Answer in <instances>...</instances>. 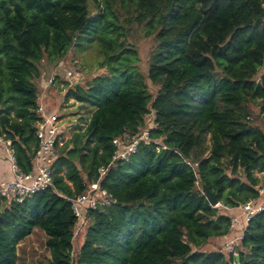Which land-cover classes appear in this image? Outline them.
<instances>
[{
  "label": "trees",
  "instance_id": "obj_1",
  "mask_svg": "<svg viewBox=\"0 0 264 264\" xmlns=\"http://www.w3.org/2000/svg\"><path fill=\"white\" fill-rule=\"evenodd\" d=\"M134 27L152 38L146 77L127 40ZM94 43L104 74L71 86L54 77L63 103L92 113L57 147L52 187L1 199L0 264H15L36 228L47 264H264V212L244 228L237 259L201 250L229 234L225 209L258 199L264 185V0H0V137L22 172L38 144L39 64ZM148 116L150 143L111 164L112 141ZM96 181L110 206L88 209L76 240L71 200Z\"/></svg>",
  "mask_w": 264,
  "mask_h": 264
},
{
  "label": "built area",
  "instance_id": "obj_2",
  "mask_svg": "<svg viewBox=\"0 0 264 264\" xmlns=\"http://www.w3.org/2000/svg\"><path fill=\"white\" fill-rule=\"evenodd\" d=\"M72 72H67L66 77H72ZM77 75V74H75ZM54 85V77L51 76L41 89L37 97L35 114L37 121L35 123V134L38 139L37 148L32 159V168L28 173H24L15 164L14 150L11 142L0 137V146L3 147L5 157L9 162L12 172V179L8 181L0 180V199L14 201L17 203L31 198L35 193L52 187V166L57 157V147L64 132L62 119L58 114L57 108L47 107L45 98L49 89ZM61 109V107H60ZM138 128L135 135H124L122 138H116L112 141L114 153L111 157V164L118 160H127L134 154L137 147L141 144H149L148 129ZM159 150V148H156ZM105 172L104 168L98 170L99 176L102 177ZM258 199H250L236 208L239 213L230 218V230L238 227L240 233L230 242L223 245V250L227 254L237 258L236 247L242 239V233L247 223L261 212H264V185L258 187ZM111 197L107 192L99 187L98 181L92 182L81 195L71 200V209L76 219L73 231V237L86 229L85 212L90 210L101 209L110 206ZM219 205V204H218ZM73 256V253H72Z\"/></svg>",
  "mask_w": 264,
  "mask_h": 264
},
{
  "label": "rangeland",
  "instance_id": "obj_3",
  "mask_svg": "<svg viewBox=\"0 0 264 264\" xmlns=\"http://www.w3.org/2000/svg\"><path fill=\"white\" fill-rule=\"evenodd\" d=\"M127 40L130 44L134 45L139 60L137 67L140 73L146 77L149 52L152 47V38L144 37L142 31L134 27ZM104 61L105 56L101 53L100 47L97 43H94L82 50L71 48L67 51L66 55L62 59L52 64L48 63L44 59L39 64L41 77L36 82V84L39 90L42 89L45 86V82L51 76L55 77L57 73L60 74L62 80L67 81L69 86L87 83L92 78L102 75L106 72V67L101 66V63L103 64ZM67 72H72V77L67 78ZM64 88V83L56 82L49 89L47 98H45L47 107L57 108L58 114L62 119L61 122L65 127L58 147H61L62 144L70 139L71 135L75 132V127L77 125H81L82 129H84L85 124H82L80 119L87 121L92 113V110L81 106L72 99H69L67 103H63V96L65 94ZM149 89L152 94H154L156 91V89L150 84ZM253 113L254 116L259 118L258 109H253ZM151 121L152 116H148L146 118L145 125L151 126ZM204 147H209V140L206 141ZM263 175L264 173L257 174L259 178H262ZM3 206L4 202L0 199V210ZM217 207H220V205ZM81 232L82 233H79L76 236V240H81L83 231ZM45 241L46 236L44 232L38 228L34 229L32 234L17 246L18 259L15 264H47L50 258V253L45 247ZM201 250L205 252H222L227 255V253L223 250V245H221L217 239L209 240L201 248Z\"/></svg>",
  "mask_w": 264,
  "mask_h": 264
},
{
  "label": "crops",
  "instance_id": "obj_4",
  "mask_svg": "<svg viewBox=\"0 0 264 264\" xmlns=\"http://www.w3.org/2000/svg\"><path fill=\"white\" fill-rule=\"evenodd\" d=\"M13 177L9 162L7 161L4 153V149L2 146H0V180L1 181H8L11 180ZM226 214L231 217V216H236L238 215L239 211L237 209H225ZM240 233V229L238 227L230 230L229 234L225 237L218 238L217 240L221 245H224L231 240H233L235 237L238 236Z\"/></svg>",
  "mask_w": 264,
  "mask_h": 264
},
{
  "label": "water",
  "instance_id": "obj_5",
  "mask_svg": "<svg viewBox=\"0 0 264 264\" xmlns=\"http://www.w3.org/2000/svg\"><path fill=\"white\" fill-rule=\"evenodd\" d=\"M201 191L211 208H215L218 206V202L213 193H211L205 186H202Z\"/></svg>",
  "mask_w": 264,
  "mask_h": 264
}]
</instances>
